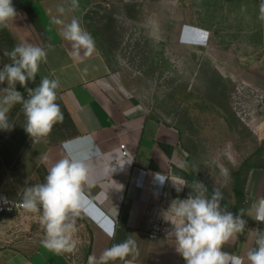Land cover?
<instances>
[{
    "label": "crops",
    "instance_id": "1",
    "mask_svg": "<svg viewBox=\"0 0 264 264\" xmlns=\"http://www.w3.org/2000/svg\"><path fill=\"white\" fill-rule=\"evenodd\" d=\"M119 1L78 0V8L72 10L71 0H12L17 16L0 28V70L11 62L3 53L17 44H51L47 62L40 64L35 82L30 81L28 87L35 88L43 77L59 80L56 102L64 119L46 139L33 143L24 128L22 105L11 110L9 119L14 126L0 129V194L21 201L24 188L43 183L47 169L57 160L68 153L86 154L92 158L96 174L84 187L83 211L77 219L85 223V238L91 242L84 264L90 255L98 257L129 236L136 240L139 251L134 264H186L175 250L174 237L168 235L173 227L168 220L173 216L169 212L167 220L164 218L172 202L169 186L183 179L177 174H184L188 163L182 137L175 128L152 117L125 90L94 38L95 50L90 56L74 57L71 44L60 35L62 25L54 22V18L67 23L76 17L90 33L88 21L95 11ZM58 6H64L65 12L59 13ZM6 87V81L0 84V89ZM16 90L27 98L25 88L17 84ZM122 146L128 156L123 155ZM241 189L238 206L245 210L246 229L224 251L248 264L246 253L255 247L252 230L264 231V223L247 216L251 205L264 196V169L245 177ZM157 219L164 232L151 239L149 233ZM8 223L7 218L0 219V264H70L64 254L48 250L37 237L10 230ZM109 231L115 232L114 239L107 235Z\"/></svg>",
    "mask_w": 264,
    "mask_h": 264
},
{
    "label": "rangeland",
    "instance_id": "2",
    "mask_svg": "<svg viewBox=\"0 0 264 264\" xmlns=\"http://www.w3.org/2000/svg\"><path fill=\"white\" fill-rule=\"evenodd\" d=\"M259 3L121 0L99 7L88 21L125 90L182 137L188 163L177 174L183 179L169 186L172 201L186 199L199 181L209 196L220 188L222 206L239 214L236 186L264 169ZM184 182L189 187L177 192Z\"/></svg>",
    "mask_w": 264,
    "mask_h": 264
},
{
    "label": "clouds",
    "instance_id": "3",
    "mask_svg": "<svg viewBox=\"0 0 264 264\" xmlns=\"http://www.w3.org/2000/svg\"><path fill=\"white\" fill-rule=\"evenodd\" d=\"M78 0H71L70 8H78ZM57 11L64 13V6H58ZM259 19L264 21V0L259 3ZM17 16L12 0H0V28H6ZM62 25L61 37L71 44L74 57L90 56L95 50V41L91 34L81 26L78 18L70 22L55 19ZM47 47L20 43L11 51L3 54L10 58V63L0 70V84L7 82L8 87L0 89V129L11 130L14 124L10 122L9 113L17 105H22L26 117L25 131L33 143L46 139L54 125L62 123L64 116L58 99L57 89L60 82L57 79L43 77L35 88L28 87L30 81L35 82L42 62H47ZM19 84L25 88L27 98L16 90ZM92 158L85 155L66 154L47 169L43 183L24 188L21 201L16 205L25 213L39 217L40 229L43 230V245L57 254L73 253L78 244L77 219L83 211L84 187L96 174V169L90 162ZM187 182L175 185L176 191H182ZM186 199H175L164 213H171V235L175 239V250L186 264H245L244 258L224 251V246L239 234L244 233L247 221L242 217L244 209L239 214H233L222 206L223 193L214 187L211 195H207V187L195 181ZM5 202H7L5 200ZM247 216L257 222L264 223V196H260L248 209ZM166 219V218H165ZM167 220V219H166ZM255 236V247L246 253L248 264H264V231L252 230ZM109 238H115V232L107 233ZM139 256L135 239L129 236L120 243L104 249L97 257L90 255L88 264H134ZM131 257V259H129Z\"/></svg>",
    "mask_w": 264,
    "mask_h": 264
},
{
    "label": "built area",
    "instance_id": "4",
    "mask_svg": "<svg viewBox=\"0 0 264 264\" xmlns=\"http://www.w3.org/2000/svg\"><path fill=\"white\" fill-rule=\"evenodd\" d=\"M124 156H128L125 146L121 147ZM5 200L7 202H5ZM20 201L11 200L3 194H0V219L7 218L11 221L6 227L17 233L26 234L37 237L43 241L44 233L40 229L38 222L39 217L35 214L25 213L23 209L17 208L16 205ZM13 222V223H12ZM78 232L76 238L78 240L77 248L73 253H65L70 264H84L86 254L88 253L91 242L85 238L87 228L83 221L77 220ZM164 232V227L159 219L155 220L149 233L151 239H157Z\"/></svg>",
    "mask_w": 264,
    "mask_h": 264
},
{
    "label": "trees",
    "instance_id": "5",
    "mask_svg": "<svg viewBox=\"0 0 264 264\" xmlns=\"http://www.w3.org/2000/svg\"><path fill=\"white\" fill-rule=\"evenodd\" d=\"M263 168V167H262ZM236 195H237V198H238V203H240V197H241V195H242V189H241V184H238L237 186H236Z\"/></svg>",
    "mask_w": 264,
    "mask_h": 264
}]
</instances>
